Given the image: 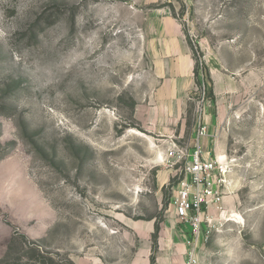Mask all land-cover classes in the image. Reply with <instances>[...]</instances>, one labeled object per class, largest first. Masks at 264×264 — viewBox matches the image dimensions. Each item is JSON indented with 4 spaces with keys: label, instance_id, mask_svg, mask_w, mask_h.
Wrapping results in <instances>:
<instances>
[{
    "label": "rangeland",
    "instance_id": "374dc122",
    "mask_svg": "<svg viewBox=\"0 0 264 264\" xmlns=\"http://www.w3.org/2000/svg\"><path fill=\"white\" fill-rule=\"evenodd\" d=\"M197 142L203 264H264V0H0V264H173Z\"/></svg>",
    "mask_w": 264,
    "mask_h": 264
},
{
    "label": "built area",
    "instance_id": "2783aa9c",
    "mask_svg": "<svg viewBox=\"0 0 264 264\" xmlns=\"http://www.w3.org/2000/svg\"><path fill=\"white\" fill-rule=\"evenodd\" d=\"M197 122L198 138L206 136V124L201 117ZM170 155L176 163L183 164L184 176L179 179L171 204L187 246L185 258L173 264H203L198 249L208 241L215 227L210 209L220 208L225 198L226 164L219 157L207 159L198 142L193 148L172 150Z\"/></svg>",
    "mask_w": 264,
    "mask_h": 264
},
{
    "label": "crops",
    "instance_id": "0c3cea01",
    "mask_svg": "<svg viewBox=\"0 0 264 264\" xmlns=\"http://www.w3.org/2000/svg\"><path fill=\"white\" fill-rule=\"evenodd\" d=\"M204 144H205V145H204L205 150L209 152V149L211 148L210 146H211V144H212L211 139H210V138L205 139V140H204ZM184 248H185V250H184V254H183V256H182L181 258H179V259L174 260V261L183 260V259L185 258V252H186V249H187V246H186L185 243H184ZM173 263H174V262H173Z\"/></svg>",
    "mask_w": 264,
    "mask_h": 264
},
{
    "label": "trees",
    "instance_id": "16d2710c",
    "mask_svg": "<svg viewBox=\"0 0 264 264\" xmlns=\"http://www.w3.org/2000/svg\"><path fill=\"white\" fill-rule=\"evenodd\" d=\"M153 264H155L154 260H153Z\"/></svg>",
    "mask_w": 264,
    "mask_h": 264
},
{
    "label": "bare ground",
    "instance_id": "6f19581e",
    "mask_svg": "<svg viewBox=\"0 0 264 264\" xmlns=\"http://www.w3.org/2000/svg\"><path fill=\"white\" fill-rule=\"evenodd\" d=\"M222 157V156H221Z\"/></svg>",
    "mask_w": 264,
    "mask_h": 264
}]
</instances>
